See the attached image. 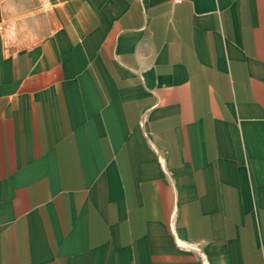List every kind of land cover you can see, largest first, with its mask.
I'll use <instances>...</instances> for the list:
<instances>
[{"label":"crops","instance_id":"obj_1","mask_svg":"<svg viewBox=\"0 0 264 264\" xmlns=\"http://www.w3.org/2000/svg\"><path fill=\"white\" fill-rule=\"evenodd\" d=\"M0 264H264V0H0Z\"/></svg>","mask_w":264,"mask_h":264}]
</instances>
